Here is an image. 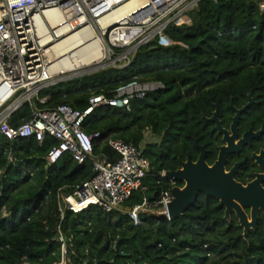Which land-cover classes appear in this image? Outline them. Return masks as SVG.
<instances>
[{
	"label": "trees",
	"instance_id": "16d2710c",
	"mask_svg": "<svg viewBox=\"0 0 264 264\" xmlns=\"http://www.w3.org/2000/svg\"><path fill=\"white\" fill-rule=\"evenodd\" d=\"M163 36L169 43L155 38L130 66L51 86L41 92L49 102H36L45 110L69 105L84 112L92 94L111 98L134 81L164 85L144 100L132 101L129 109L98 107L83 122L86 133L100 134L95 156L110 162L119 159L108 146L110 138L137 148H143L146 132L159 140L143 149L151 169L120 210L90 207L76 214L63 205L61 219L58 196L88 180L93 162L80 165L66 154L48 164L55 139L47 137L41 146L35 139L11 142L0 136V264L60 263L59 232L70 245L68 264H264V221L244 237L236 218L227 221L215 198L200 194L182 218L170 221L124 212L170 189L161 173L178 169L205 132L201 114L211 109L206 86L226 81L219 88L233 90L251 84L264 97V13L258 0H202ZM29 115L25 105L11 123Z\"/></svg>",
	"mask_w": 264,
	"mask_h": 264
},
{
	"label": "built area",
	"instance_id": "2783aa9c",
	"mask_svg": "<svg viewBox=\"0 0 264 264\" xmlns=\"http://www.w3.org/2000/svg\"><path fill=\"white\" fill-rule=\"evenodd\" d=\"M201 1L0 0V136L11 142L35 139L41 146L47 137L55 139L58 144L47 154L48 164L57 163L66 154L80 165L93 162L88 180L72 186L69 194L58 196L61 219L63 205L76 214L90 207L111 213L141 189L151 169L143 148L110 138L108 146L119 159L110 162L103 156L96 157L94 141L100 134L86 133L83 122L98 107L121 104L129 109L132 101H142L164 85L134 81L111 98L92 94L84 112L69 105L41 109L36 102H49L41 92L107 68L130 66L142 47L157 37L164 42L165 29ZM258 5L264 13V0H258ZM75 52L79 53V63L97 54L101 59L93 66L68 70L64 60ZM25 105L30 107V115L13 125L12 117ZM161 178L167 179L166 171ZM169 184L170 189L158 198L144 199L133 209L134 214L156 213L170 221L168 205L176 182L169 180ZM55 240L62 252L58 264H68V240L62 232Z\"/></svg>",
	"mask_w": 264,
	"mask_h": 264
},
{
	"label": "flooded vegetation",
	"instance_id": "af4514ba",
	"mask_svg": "<svg viewBox=\"0 0 264 264\" xmlns=\"http://www.w3.org/2000/svg\"><path fill=\"white\" fill-rule=\"evenodd\" d=\"M227 84L226 81L211 83L203 89L211 102L208 113L201 114L206 125L205 132L201 140L195 139L192 150L186 152L185 159H180L179 168L174 171L181 169V163L187 162L188 157L193 163H197L203 153L206 164L213 167L220 162L223 149H227L224 161L225 173L231 174L234 181L243 187L257 183L264 190V97L259 96L251 84L233 90L219 88ZM194 93L196 92L193 91ZM238 112L241 113L235 126ZM214 117L217 118L221 130L217 129L218 122L208 121ZM176 186L183 187L184 182H176ZM223 209L225 218V208ZM242 210L249 223H253L252 208L242 206ZM233 218H236L244 236V227L240 225L234 210L231 212L230 220H226L230 222ZM262 221L264 214L260 209L257 223L255 227H250L247 235L257 231Z\"/></svg>",
	"mask_w": 264,
	"mask_h": 264
},
{
	"label": "water",
	"instance_id": "95a60500",
	"mask_svg": "<svg viewBox=\"0 0 264 264\" xmlns=\"http://www.w3.org/2000/svg\"><path fill=\"white\" fill-rule=\"evenodd\" d=\"M215 8L219 9L220 5L215 4ZM119 107L122 105L120 104ZM241 112H238L235 118V126ZM208 121L218 122L216 117ZM217 129L221 130L219 122ZM226 152L227 149H223L220 162L213 167L206 164L205 153H203L197 163H193L188 157L187 162L181 163V169L166 172L167 179L184 182L183 187L176 186L171 190L173 199L168 205L170 220L182 218L194 206L201 193L220 202V205L225 208V219L230 220L231 212L236 211L239 223L244 227V236L247 235L251 226L255 227L259 210L261 209L264 214V190L257 183L243 187L234 181L231 174H226L224 171ZM242 206L252 208L253 223H249Z\"/></svg>",
	"mask_w": 264,
	"mask_h": 264
},
{
	"label": "bare ground",
	"instance_id": "6f19581e",
	"mask_svg": "<svg viewBox=\"0 0 264 264\" xmlns=\"http://www.w3.org/2000/svg\"><path fill=\"white\" fill-rule=\"evenodd\" d=\"M164 42H168L167 39L163 40ZM101 59V55L97 54L95 56H92L90 59L84 60V63H79V53L77 54L76 52L73 53V55L69 56L64 60L65 64L68 67V70H77L78 67L81 66H93ZM65 72V71H64Z\"/></svg>",
	"mask_w": 264,
	"mask_h": 264
},
{
	"label": "rangeland",
	"instance_id": "374dc122",
	"mask_svg": "<svg viewBox=\"0 0 264 264\" xmlns=\"http://www.w3.org/2000/svg\"><path fill=\"white\" fill-rule=\"evenodd\" d=\"M190 7V6H189ZM188 7V8H189ZM185 20V19H184ZM183 20V21H184ZM163 43H169V42H163ZM145 137H146V140H145V142L142 144V147H143V149L145 148V146H147L148 144H153V143H158L159 142V140L158 139H156V138H154L152 135H151V133L150 132H146L145 133ZM131 210H129V209H125V211L124 212H128V213H130L132 216H137L138 214H134V212H133V210L130 212ZM151 215H157L156 213H151Z\"/></svg>",
	"mask_w": 264,
	"mask_h": 264
}]
</instances>
